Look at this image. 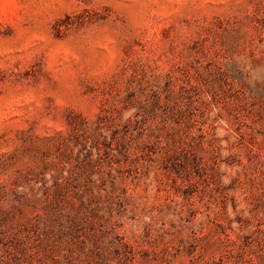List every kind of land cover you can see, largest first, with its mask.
I'll return each instance as SVG.
<instances>
[{
	"label": "rangeland",
	"instance_id": "374dc122",
	"mask_svg": "<svg viewBox=\"0 0 264 264\" xmlns=\"http://www.w3.org/2000/svg\"><path fill=\"white\" fill-rule=\"evenodd\" d=\"M0 264H264V0H0Z\"/></svg>",
	"mask_w": 264,
	"mask_h": 264
}]
</instances>
